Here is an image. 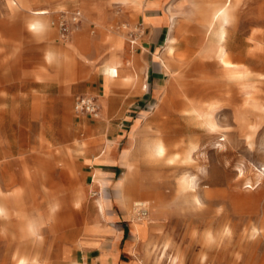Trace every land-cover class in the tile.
I'll list each match as a JSON object with an SVG mask.
<instances>
[{
    "label": "rangeland",
    "instance_id": "374dc122",
    "mask_svg": "<svg viewBox=\"0 0 264 264\" xmlns=\"http://www.w3.org/2000/svg\"><path fill=\"white\" fill-rule=\"evenodd\" d=\"M12 1L0 0V264H19L28 255L36 264L76 263L77 248L87 242L85 230L96 234L97 225L106 223L133 225L134 241L144 246L137 254L141 264H264V0H232L228 44L233 62L249 72L233 81L215 58L203 56L199 20L188 0H170L166 10L170 28L180 31L182 25L183 37L174 46L179 56L166 53L167 46L160 52L168 66L163 86L187 92L191 101H217L232 86L234 99L216 116L227 130L215 137L180 99L164 112H157L161 98L152 99L156 106L136 109L130 93L126 101L112 94L104 105L97 93L69 92L65 84L42 77L80 69L98 77L110 53L95 57L92 41L103 47L119 37L130 59L143 28L129 6L89 0L88 7L93 2L98 9L86 11L81 0H15L13 8ZM41 9L50 12L52 36L27 29L31 11ZM75 11L82 21L65 40L60 22L70 21ZM105 21L108 31L100 27ZM78 34L87 40L83 47L74 43ZM49 51L63 54L66 64L47 61ZM37 71L40 77L31 80ZM143 78L137 81L141 90ZM249 94L256 101L246 102ZM80 95L97 98L98 118L76 114ZM93 130L122 156L128 170L122 169L119 181L105 180L86 163ZM247 136H253L252 144ZM159 139L166 154L157 159L152 152ZM97 180L102 188L95 187ZM122 184L129 185L130 207L122 202ZM137 202L145 204V215ZM93 221L97 225L89 226ZM29 225L38 229L39 240L26 234Z\"/></svg>",
    "mask_w": 264,
    "mask_h": 264
},
{
    "label": "crops",
    "instance_id": "0c3cea01",
    "mask_svg": "<svg viewBox=\"0 0 264 264\" xmlns=\"http://www.w3.org/2000/svg\"><path fill=\"white\" fill-rule=\"evenodd\" d=\"M140 1V6L133 3H129L131 5L128 4L130 7L129 11L138 16L139 23L143 28V34L140 38L139 46L136 53L135 51L131 52L132 55L130 56V59H128L129 56H127L125 50V42L119 37H112L110 41L111 43L105 44L103 47L99 45L98 41L91 42L92 45H95V54H93L95 57L99 56L100 52L105 50L109 51L110 55L106 59L105 66L115 65V55L117 53L122 59H124L123 62L125 65L121 68V75L118 79L109 81L101 75L103 74V70L99 72L100 74L98 77L93 75L91 78H88L87 72H84L82 69L78 70V72L69 70L68 73H62L59 75L43 74L42 77H46L49 82L59 81L65 84V90H69V92L83 90V92L91 91L97 93L102 97L104 105L109 104L113 97L112 94H115L116 98H114L119 101H126L124 98L127 97V93L136 96V99L131 100L132 105H135L136 109H141L143 106L147 105H150V107L156 106L155 103H152V99L155 100L161 98L163 101L164 93L169 86H167V84L163 86L162 77L165 76V71L168 67L160 52L162 48L168 46V38L175 36L179 40L183 37L182 25L180 31H174L170 28L168 18L166 17V10L170 7V0ZM195 1L201 2L206 0H188L187 2L191 5L190 14H193V3ZM81 2L86 11H88L89 8L92 10L98 9L93 2L91 3V6L88 7L89 0H81ZM10 5L15 8L14 6H17L18 3L13 0ZM234 9L235 4L233 5L230 17L225 24L227 29V44V36ZM188 20L189 19L187 18L186 21ZM198 20L199 25L202 24L199 17ZM0 22H4V19H0ZM100 27H103L106 31L109 30L107 29L106 21L100 25ZM31 33L36 36H52L54 31L51 26H49L48 29L41 32V34L39 32ZM197 38L199 42H203L204 35L199 34ZM86 42L87 40L82 34H78L74 39V43H78L80 46ZM208 42L209 39L205 40L204 44ZM119 46H123V48L117 51ZM49 53L50 51L46 55L47 61H49L47 57ZM166 56L168 57V54H166ZM71 65L72 62L70 66ZM139 75L144 77L142 90L139 82H137ZM30 76L31 80H35L40 77V73L38 71L32 72ZM148 86L149 92H147ZM152 94L153 97L151 96ZM145 112L146 111L141 114L142 120H145L144 118H146ZM91 137L95 139V142L87 152L86 163L90 165L91 169H94V174L98 170L104 174L105 180L117 179L122 169L128 170L121 161L122 156H118L115 144H109L105 141L106 138L108 139L106 135H100L93 130ZM124 175L120 176L117 180L119 181ZM124 223L126 222L124 221ZM91 225H97V223L93 221L89 226ZM97 227L99 232L96 234H89L87 233V229L85 230L87 242L77 248L78 259L76 262L79 264H141L142 259H139L137 254L141 252L144 246L142 243H136L134 241L133 225L132 228H130L131 226L128 224L116 227L106 223L102 226L97 225Z\"/></svg>",
    "mask_w": 264,
    "mask_h": 264
},
{
    "label": "bare ground",
    "instance_id": "6f19581e",
    "mask_svg": "<svg viewBox=\"0 0 264 264\" xmlns=\"http://www.w3.org/2000/svg\"><path fill=\"white\" fill-rule=\"evenodd\" d=\"M120 1L122 4L127 5V6L129 3L137 4L136 0H120ZM21 3H22L21 5L26 4L22 0H21ZM233 5L234 3H232V0H226L225 2H222V3H218L215 0H206V1H201V2L195 1L193 3V6H194L193 14L196 15L197 18L199 17L202 23L200 24L199 32L202 35L205 34V37L202 43L204 44V41L209 39V42L204 45V48L202 51L203 56L209 57V58L211 57L215 58L219 66H221L222 69L227 73L228 79L230 81L242 78L246 76L247 74H249L245 66L233 62L232 60L233 47L227 44V38H226L227 29H226L225 24L227 23L231 15ZM47 15H49V11L46 9L32 10L31 15L27 21L28 31L34 32V33L39 32L40 34L41 32L46 31L48 27L50 26ZM178 41H179L178 38H176L175 36L168 38L167 53L169 55L179 56L176 53V50L174 48L175 44L178 43ZM122 48L123 46H119L117 51L121 50ZM47 57L49 61L51 62L55 60L56 63H58V65L61 67L66 64L65 57L63 54L60 55L53 51H50ZM123 60L124 59H122V57L118 55L117 53L115 55V65L104 66L103 74L101 75H103L104 78L108 80L118 79L120 77L121 68L125 65ZM231 88L232 86L223 90L219 94L220 99L217 101H191L189 100V96L187 92L184 91L183 93H180V90L178 88H175V90H173V88L169 86L164 93L163 101H161V104L157 107V112L159 111L164 112L165 107H168V106L175 107L176 104L174 103V101L176 99H181L182 103L186 104L189 107V110L187 111L190 113H193V115H195L194 119L198 122V124L201 127L205 128L204 131L206 132V134L208 135L210 134L211 137H215V134L223 133L225 132V130H227V128H225L220 122H218V120L216 119V116L218 112H220L222 108L229 103V101L231 102V100L234 99L235 96ZM252 101H256V98L250 95V97L246 99V102L249 103ZM142 128L149 131L150 125L145 124ZM246 139L248 140L250 144L253 143V140H254L253 136H247ZM153 145H154V148H153L154 151L152 152L153 153L152 155H154V157H157V159H159L166 154V145L163 139L157 140ZM134 146L135 148H138L137 139H136ZM128 167H132V165L128 164ZM96 179H97V176H96ZM94 185L96 188H102V182L100 180H97ZM185 185H190L191 189L195 188V183L193 182V180H186ZM127 186L129 185H126V184L121 185V188H122L121 197H122L123 204L126 205L127 207H130L132 197L130 196V193L127 191ZM18 196L19 195H15L14 197H18ZM3 198L4 197L2 195L0 199H3ZM9 198L11 197L9 196ZM140 205L145 206L144 203L137 202L136 203L137 209H138V206ZM55 208H56V205H52L51 209L54 210ZM25 232L27 235L31 236L33 240L40 239L39 234H38V229H36V227H34L33 225H29V227L25 230ZM38 261L35 257H31L28 255V256L22 257L18 261V263L19 264H36ZM73 264H79V263L76 262Z\"/></svg>",
    "mask_w": 264,
    "mask_h": 264
},
{
    "label": "built area",
    "instance_id": "2783aa9c",
    "mask_svg": "<svg viewBox=\"0 0 264 264\" xmlns=\"http://www.w3.org/2000/svg\"><path fill=\"white\" fill-rule=\"evenodd\" d=\"M70 19V21L62 19L60 22L61 36L65 40L69 39L72 26L78 25L82 21V13L80 11H75ZM135 43V40L132 41L133 45ZM75 112L79 116L87 115L93 118H98L101 114V107L96 97L80 95L75 99ZM144 207L145 206L143 205L138 206L141 215H145L147 212Z\"/></svg>",
    "mask_w": 264,
    "mask_h": 264
}]
</instances>
